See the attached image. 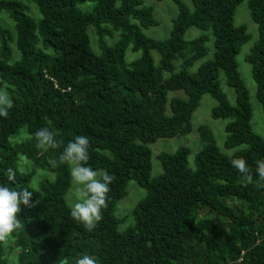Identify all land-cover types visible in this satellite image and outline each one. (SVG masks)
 I'll return each mask as SVG.
<instances>
[{"label":"trees","instance_id":"obj_1","mask_svg":"<svg viewBox=\"0 0 264 264\" xmlns=\"http://www.w3.org/2000/svg\"><path fill=\"white\" fill-rule=\"evenodd\" d=\"M170 1L177 15L167 39L158 41L139 32L155 25L142 0H0V13L9 20L0 25V90L14 103L9 118L0 117V183L33 191V176L53 175L33 192V200L42 194L39 205H21L24 227L0 243V264H74L85 253L99 264H264V188L255 186V175L245 185L230 163L243 157L255 174L256 162L264 160V138L250 130L248 95L235 64L248 38L243 27L232 26L242 0H189L191 10ZM84 2L93 3L90 11L76 8ZM247 9L257 40L245 62L264 115V0H248ZM189 28L209 32L214 50L194 72L189 69L205 56L206 37L184 41ZM113 32L117 39L107 45L104 38ZM127 48L140 55L126 61ZM219 75L233 91V106L219 89ZM168 92L182 97L167 99ZM203 94L215 101L210 117L228 120V153L199 126L193 169L188 149L179 147L156 155L160 174L150 178L148 145L188 134ZM43 127L62 142L59 149L36 147L35 133ZM77 135L90 140L88 166L115 176L108 207L92 232L71 217L64 201L70 178L58 158ZM9 167L16 183L7 180ZM129 181L145 194L130 211L132 225L119 231L113 209Z\"/></svg>","mask_w":264,"mask_h":264},{"label":"rangeland","instance_id":"obj_2","mask_svg":"<svg viewBox=\"0 0 264 264\" xmlns=\"http://www.w3.org/2000/svg\"><path fill=\"white\" fill-rule=\"evenodd\" d=\"M180 3L186 7L188 10H191V5L189 0H179ZM247 1L242 0L239 4L236 5L232 26L234 27H243L245 29V33L247 34V40L240 44L238 48V52L235 56V64L236 70L241 79L247 95H248V103L251 110V117L249 121L250 130L257 135L259 138H264V115L261 112L260 106L257 103L254 93L255 87L250 75V66L245 62V56L249 53L252 46L255 44L257 40V28L256 25L251 21L248 15L247 9ZM29 6V11L32 17L37 18L38 16L36 8L33 4L27 3ZM142 6L149 7L151 9L152 19L155 21V25L147 26L145 28H139V32L150 39L162 41L167 39L169 33L171 31V22L175 19L177 15V7L170 0H142ZM93 7L92 2H84L78 4L76 8L81 12L90 11ZM9 20L7 17L0 13V25L6 26L8 25ZM92 28L88 27L87 35L89 38V44L92 50L97 51L96 48V36L93 31L90 30ZM90 30V31H89ZM118 32H113L111 37H105L104 41L107 45H111L117 39ZM205 36L206 41L204 43V47L206 49L205 56L197 60L193 66L189 69L190 72H194L198 65L205 61H209L212 59L213 54V46H212V37L209 32H202L194 28L187 29L183 34L184 41H192L193 39ZM15 53H13L14 55ZM140 55V52H132L130 48H127L125 51V59L126 61H130L134 58H137ZM150 55L153 59V63L157 65V54L154 51L150 52ZM16 56V55H14ZM174 69L177 68V62L174 61ZM219 89L224 94L228 104L230 106L234 105V94L232 89L227 87L224 83V80L221 75L218 77ZM168 97H182L180 92H168ZM215 101L207 94H203L195 110L191 114L190 118V132L184 136H174L172 138L167 139H157L152 144L148 145V149L150 151V178L155 177L160 174V167L157 163L155 157L157 154L164 153H172L179 147H185L188 149L189 153L187 155L188 166L193 169V157L195 153L198 151L200 145L197 138V133L195 132L196 128L199 126H204L207 128L217 146L218 150L222 154H227L228 150L223 148L224 141V126L228 122L227 119H212L210 117V110L214 107ZM69 172V186L64 195V201L66 205L70 208L71 204L81 198L80 193L77 190V187L74 185L71 174H70V165H67ZM100 171V170H98ZM53 175L47 173L44 176H33L30 181V186L33 191H37V185L42 180H52ZM125 196L116 202L113 215L120 220L117 230L125 231L127 227L132 225V220L130 216V211L135 207L137 202L144 196L145 192L142 188L138 187L132 181H129L125 187ZM35 193V192H34Z\"/></svg>","mask_w":264,"mask_h":264},{"label":"clouds","instance_id":"obj_3","mask_svg":"<svg viewBox=\"0 0 264 264\" xmlns=\"http://www.w3.org/2000/svg\"><path fill=\"white\" fill-rule=\"evenodd\" d=\"M14 107L10 96L0 90V117L9 118V112ZM36 147L43 152L50 149H59L62 142H58L56 134L47 127L39 129L34 136ZM90 140L87 136L77 135L69 141L59 155V164L70 165V174L74 185L80 193L79 199L70 206V215L82 224L88 232L96 229L103 219V210L108 207L110 185L114 182V174L107 171L94 170L88 166ZM57 166V161H51ZM231 165L238 171L242 182L252 184L257 188H264V160L256 162L255 174L243 157L230 159ZM7 180L16 183V172L13 168L7 169ZM33 192L27 188L14 190L12 187L0 183V243H7L8 238L17 230L24 227L19 217L21 205L34 208L41 203L42 194L33 200ZM63 264V261L60 262ZM74 264H99L96 257L82 254L75 258Z\"/></svg>","mask_w":264,"mask_h":264}]
</instances>
